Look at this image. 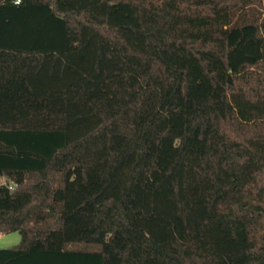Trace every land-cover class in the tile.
Here are the masks:
<instances>
[{"label": "trees", "instance_id": "obj_1", "mask_svg": "<svg viewBox=\"0 0 264 264\" xmlns=\"http://www.w3.org/2000/svg\"><path fill=\"white\" fill-rule=\"evenodd\" d=\"M0 264H264V0H0Z\"/></svg>", "mask_w": 264, "mask_h": 264}, {"label": "rangeland", "instance_id": "obj_2", "mask_svg": "<svg viewBox=\"0 0 264 264\" xmlns=\"http://www.w3.org/2000/svg\"><path fill=\"white\" fill-rule=\"evenodd\" d=\"M2 180L0 179V182ZM21 240V236L18 232L4 234L0 236V248H11L17 245Z\"/></svg>", "mask_w": 264, "mask_h": 264}, {"label": "clouds", "instance_id": "obj_3", "mask_svg": "<svg viewBox=\"0 0 264 264\" xmlns=\"http://www.w3.org/2000/svg\"><path fill=\"white\" fill-rule=\"evenodd\" d=\"M15 3H16V4H19V3H20V0H15Z\"/></svg>", "mask_w": 264, "mask_h": 264}, {"label": "crops", "instance_id": "obj_4", "mask_svg": "<svg viewBox=\"0 0 264 264\" xmlns=\"http://www.w3.org/2000/svg\"><path fill=\"white\" fill-rule=\"evenodd\" d=\"M1 236V235H0Z\"/></svg>", "mask_w": 264, "mask_h": 264}]
</instances>
